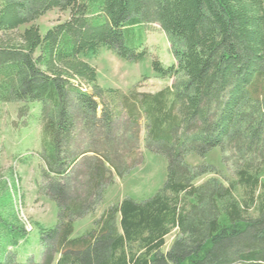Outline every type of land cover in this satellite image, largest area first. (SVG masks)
<instances>
[{
	"label": "trees",
	"instance_id": "trees-1",
	"mask_svg": "<svg viewBox=\"0 0 264 264\" xmlns=\"http://www.w3.org/2000/svg\"><path fill=\"white\" fill-rule=\"evenodd\" d=\"M53 10L69 18L43 35L33 23ZM147 24L171 44L176 63L154 70L173 84L102 88L87 58L106 48L140 61L146 51L133 42ZM0 33V101L18 103L26 121L40 108V190L58 205V224L37 228L40 260L21 263L28 229L8 183L0 187V264H264V0H0ZM142 122L147 150L167 161L164 187L109 207L73 238L113 172L123 178L140 163ZM215 148L235 180L197 184L216 169L186 158Z\"/></svg>",
	"mask_w": 264,
	"mask_h": 264
},
{
	"label": "rangeland",
	"instance_id": "rangeland-1",
	"mask_svg": "<svg viewBox=\"0 0 264 264\" xmlns=\"http://www.w3.org/2000/svg\"><path fill=\"white\" fill-rule=\"evenodd\" d=\"M69 12L53 10L34 22L44 35L57 24L66 21ZM25 26L19 30L23 32ZM1 34V33H0ZM133 46L146 55L138 62H130L117 57L112 51L101 48L96 57L87 61L97 68L98 84L108 90L114 89L128 94L134 89L139 92L155 93L173 84V79L161 78L154 70V62L159 61L164 68L175 64L171 44L158 24H147L143 30H136ZM18 103L0 101V187L7 182L15 198L16 212L24 223L34 230L27 240L17 248L18 261L23 263L29 257L39 261L42 253L38 227L54 228L58 224V205L40 190L44 183L42 171L44 162L40 157L42 149V129L39 123V107L34 105L32 116L26 121L18 117ZM26 124V125H25ZM140 163L123 178L113 172V183L104 191L102 202L95 211L79 219L74 224L73 238L81 237L93 228L105 210L119 205L125 199L137 202L155 196L166 182L167 161L162 154L147 150L144 124H141L139 150ZM220 148L210 151L205 157L190 154L186 161L191 166L212 165L217 174L205 175L196 183L210 178H218L226 185L235 180L233 170L224 162ZM239 197L241 189H238ZM39 225V226H38ZM27 230V229H26ZM177 236L174 229L165 239L167 251Z\"/></svg>",
	"mask_w": 264,
	"mask_h": 264
},
{
	"label": "bare ground",
	"instance_id": "bare-ground-1",
	"mask_svg": "<svg viewBox=\"0 0 264 264\" xmlns=\"http://www.w3.org/2000/svg\"><path fill=\"white\" fill-rule=\"evenodd\" d=\"M27 229L30 230L29 226H27Z\"/></svg>",
	"mask_w": 264,
	"mask_h": 264
}]
</instances>
